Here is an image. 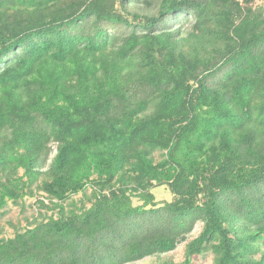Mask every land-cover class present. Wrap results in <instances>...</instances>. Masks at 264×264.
<instances>
[{
  "label": "trees",
  "instance_id": "16d2710c",
  "mask_svg": "<svg viewBox=\"0 0 264 264\" xmlns=\"http://www.w3.org/2000/svg\"><path fill=\"white\" fill-rule=\"evenodd\" d=\"M166 186L172 200L153 192ZM0 264H264V0H0Z\"/></svg>",
  "mask_w": 264,
  "mask_h": 264
},
{
  "label": "rangeland",
  "instance_id": "374dc122",
  "mask_svg": "<svg viewBox=\"0 0 264 264\" xmlns=\"http://www.w3.org/2000/svg\"><path fill=\"white\" fill-rule=\"evenodd\" d=\"M153 192L158 199L172 200V192L166 188V186H157L153 188ZM33 199H28L26 203V209L22 210L21 206H11V211L4 217H0V233L6 236H11L15 232L16 226H24L26 224V218L32 217L37 213L36 206H33ZM202 225L199 224L196 230L189 236L188 240L181 243L174 251L163 254L161 256L147 257L143 260L137 261L133 264H155L161 261L173 260L180 262L185 258L186 244L189 240L196 237L201 231ZM198 264H213V256L208 253L205 256L198 258Z\"/></svg>",
  "mask_w": 264,
  "mask_h": 264
}]
</instances>
